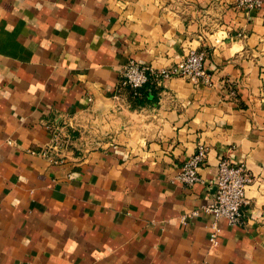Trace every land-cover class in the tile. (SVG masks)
Segmentation results:
<instances>
[{"label":"crops","instance_id":"1","mask_svg":"<svg viewBox=\"0 0 264 264\" xmlns=\"http://www.w3.org/2000/svg\"><path fill=\"white\" fill-rule=\"evenodd\" d=\"M235 1L0 0V264H264V0ZM189 47L209 81L150 80L141 103L119 84L130 58L161 67ZM63 117L66 160L31 153ZM223 157L255 180L212 245L209 213L181 216L212 200Z\"/></svg>","mask_w":264,"mask_h":264},{"label":"built area","instance_id":"2","mask_svg":"<svg viewBox=\"0 0 264 264\" xmlns=\"http://www.w3.org/2000/svg\"><path fill=\"white\" fill-rule=\"evenodd\" d=\"M235 5L257 9L262 5V0H236ZM204 58L205 51L197 47H189L180 61L161 67L130 58L121 65L119 84L130 88L134 95H139L142 87L150 80L161 84L167 78L182 76L191 82L209 81V74L203 66ZM229 93L234 94L235 89L230 87ZM46 125L51 133L49 141L41 148H28V150L45 157L54 164H61L66 160L67 152L73 145L74 135L69 130L65 117L51 119L46 122ZM205 158L206 147L198 143L195 151L186 158L174 178L186 185L198 181L200 176L197 169ZM254 180V175L244 163H234L225 157L218 159L216 177L211 181L215 186L212 200L183 214L182 221L186 222L188 216H196L201 212L209 213L211 215L209 240L214 245L220 233L221 218H225L230 224L241 222L242 206L247 202L246 188Z\"/></svg>","mask_w":264,"mask_h":264},{"label":"trees","instance_id":"3","mask_svg":"<svg viewBox=\"0 0 264 264\" xmlns=\"http://www.w3.org/2000/svg\"><path fill=\"white\" fill-rule=\"evenodd\" d=\"M145 85H146V84H145ZM145 85H144V86H145ZM144 86H143L142 89H141V94H139V95H134V94L132 93V100H133L135 103H141V102H143L145 96H147V91L145 90Z\"/></svg>","mask_w":264,"mask_h":264},{"label":"water","instance_id":"4","mask_svg":"<svg viewBox=\"0 0 264 264\" xmlns=\"http://www.w3.org/2000/svg\"><path fill=\"white\" fill-rule=\"evenodd\" d=\"M214 188H215V186H214Z\"/></svg>","mask_w":264,"mask_h":264}]
</instances>
